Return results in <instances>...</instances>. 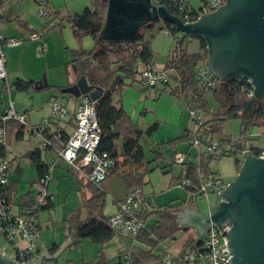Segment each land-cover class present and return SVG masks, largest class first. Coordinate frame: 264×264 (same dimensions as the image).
Returning <instances> with one entry per match:
<instances>
[{"label": "crops", "instance_id": "0c3cea01", "mask_svg": "<svg viewBox=\"0 0 264 264\" xmlns=\"http://www.w3.org/2000/svg\"><path fill=\"white\" fill-rule=\"evenodd\" d=\"M93 1V6L87 7L94 8L96 3L102 2L100 0ZM153 1L155 2V0ZM188 1L192 7L196 8L191 0ZM104 4L106 7V3ZM31 6L32 2H28L27 0H7L0 5V34L5 39L15 38L20 41L17 45L3 43V50L6 55L7 78L5 81L3 80L0 89V114L7 110L11 98L15 102L18 111L28 113L30 124L41 125L43 120L49 117L51 113L52 99L59 95L63 97L69 111V117L66 121L62 122V125H64L66 132L71 134L76 125L75 111L79 102V97L72 94L70 95L69 93L62 95L61 89L59 88L70 85L76 80L63 84L53 82V80L52 83H48L47 76L44 75L47 84L42 88H37L35 87V83L42 79L39 76V69H45V66H27L23 62L24 65L22 68V65L17 63L15 58L12 59L11 62L7 59V49L10 47H17L22 49L21 51H24L25 46L22 43L30 39L29 37L32 33H41L40 41L44 40L42 30H45V21L41 29H37L30 25L32 21ZM68 13L75 14L73 12ZM61 17L62 15H60V17L56 19L57 22L53 24L61 21ZM151 24L152 26L146 31V37L150 40L154 50V65L158 69H164L166 68L167 61L172 55V51L180 44L179 39L181 37V32L176 36L172 35L164 28L165 24L162 20L155 21ZM61 25L68 38V45L66 47H71L72 58L67 60L59 59L57 62L53 61V66L58 64L64 65L66 63L71 64L73 50L77 49L80 45L71 25L64 21ZM51 30H58V28ZM87 38L88 37L83 39L82 46L89 49L94 46L95 40L91 36L92 39L85 43ZM186 40H189L190 45L184 47ZM200 41V37H186L182 45L179 46L185 49L189 54L195 56V58H200V60L202 59L209 62L208 43L206 50H202ZM41 45H43L42 42ZM47 64L48 62L46 65ZM75 78L78 79V77ZM18 80L32 81V85L28 89L21 88L16 84ZM6 83L10 87L8 91L6 90ZM171 84L174 83L172 82ZM48 85L52 87L47 88ZM171 87L172 86H167V88L163 90L161 86L159 88H151L139 83H134L128 84L116 95L118 99L121 98L125 110L141 128L143 136L140 140V144L143 147L146 160L150 161L147 183L143 187L144 202L142 210L150 213L152 210H156V207L171 206V208L167 210V213L170 215L174 225L178 228V232L175 234L174 238L165 239L152 250V252L158 256L144 261L143 264H161L160 255L166 248L171 249L174 254L182 253L183 242L187 233H191L196 241L204 239L209 227L202 216L211 212L221 198L219 195L212 193L208 197L210 202L207 207L204 204V199L200 198L194 202L190 201L187 198L186 190L177 185L180 177L184 176V167L182 164L174 162V156L177 153L190 152L195 161H198L200 158L198 157L197 159L195 153L191 151L189 141H178L187 130H198V126L194 125L189 113L190 109H196L198 104L191 93L186 92L182 95L174 94L170 91ZM203 97L210 106L211 111L218 108L219 103L214 92H204ZM250 111L251 104L245 105L244 112ZM153 124H156L157 127L150 135H147L146 132ZM238 126V121L227 122L225 129L229 130L224 132V136L225 140L228 138L230 142L228 140L224 143L237 144L238 138L240 137ZM257 129H259L257 132L258 134L263 132L262 127ZM205 131L206 135H204L207 137L208 132L206 129ZM248 138L247 141H249ZM174 140H176V142L172 144L171 142ZM9 141L10 149L7 148L5 158L11 162L9 171V194L11 209L14 213L24 212L22 207L23 198L27 196L30 200H33L38 192L37 180L40 172L38 166L32 158L29 157L31 152L38 151L41 160L48 166L47 170L50 171L52 175V179L49 183V192L54 198L52 203L48 206H42L37 214L40 222L38 232L40 236H36L35 238V247L32 250L33 252L31 253L32 256L30 259L34 258L45 248L49 254L53 255L65 240L66 234L63 240L55 239L52 236H42L43 225H49L50 229L51 225L48 224V221H53L54 215L57 217V207L61 203L64 205V213L62 208H59V210L64 221L65 231L70 235L73 241L67 244L57 256H43L40 264H46L47 260L51 261L52 264H82L84 262L96 261L102 256L106 260L113 262L127 256L136 248H143L147 251L151 250L148 245L140 240L131 241L129 238L121 236L118 233L103 245L94 242L89 237L79 239L77 236V226L86 221L90 216V212L85 204L86 200L92 195L91 186H88L90 182L88 178L82 171L76 170L67 160L63 159L58 154L57 150L46 147L40 134H32L27 128L11 123ZM116 143L119 153H122L124 138L120 137ZM251 143H254L252 144L254 146H259L256 141H252ZM262 143H264V141ZM249 146L250 145H248V148L244 151L251 150ZM244 154V152L239 154L242 155V159L238 157L239 155L237 156L239 163L235 161L236 176L239 172V168L241 169L243 165L245 159ZM123 158L122 156L118 158L119 166L116 172L111 174L101 186L107 194L106 203L102 212L107 217L109 214L115 213L118 210L119 201L123 199L128 192L122 174L128 171L129 165L127 162H123ZM211 171L214 172L212 168ZM219 176L224 180L226 186L228 183L235 180L233 179L226 182L225 178L220 174ZM81 199H83L82 203ZM56 203H58V205ZM199 215L202 218H199ZM158 220L157 214H152V216L147 218L145 226L153 227L157 224ZM87 239L92 240L97 245L95 247L89 245ZM20 244L25 246L27 242L22 240ZM0 250L2 254L10 255V257L17 260L14 255L10 254L9 248L6 249L2 247ZM174 264L183 263L176 259L174 260Z\"/></svg>", "mask_w": 264, "mask_h": 264}, {"label": "trees", "instance_id": "16d2710c", "mask_svg": "<svg viewBox=\"0 0 264 264\" xmlns=\"http://www.w3.org/2000/svg\"><path fill=\"white\" fill-rule=\"evenodd\" d=\"M6 1L7 0H0V5ZM187 2L189 4L188 8L197 17L204 13L202 5L199 8H194L190 5L188 0ZM46 3V7H48L49 0H47ZM163 4L170 12L175 15L178 14L174 9H170L167 0H164ZM47 12L48 16L45 20L46 30L56 28L62 29L61 23L63 21L67 22L71 25L80 44L77 49L73 50V59L71 61L73 68L76 70L77 77L81 75L85 76L92 88H99L101 90L98 99L96 100L97 118L102 128V135L98 149L101 152H107L108 156L114 160V164L108 169L107 178L116 172L119 166L118 158L122 156L124 157L123 162H127L129 165L128 171L122 174L128 192L136 188H141L143 190L144 185L147 183V176L150 171V161L146 160L143 147L140 144L143 133L137 122L134 121L125 110L121 98L118 99L116 95L128 84L139 83L146 87H150L143 82H139L136 79V76L140 65L145 67H151L154 65V50L150 40L146 37V31L152 26V24L150 22V24H143L134 40L111 42L99 38L100 31L106 18V7L102 2L96 3L94 8L86 7L79 13L64 14L61 17L62 20L55 24L53 23L60 17L61 12L54 11L52 12V16L49 13V8ZM164 24V28L172 35L176 36L179 33L173 23L164 21ZM86 36H92L94 38L95 44L92 48L86 49L82 46V41ZM199 37L201 38V49L206 50V39L203 36ZM203 62L208 65L206 60L204 61L202 59L200 60V58H195V56L189 54L185 49L177 45L166 63V68H164L169 75L168 80L164 83L157 84L155 87L159 88L161 86V89L165 90L167 86H172L170 91L174 94L182 95L186 92L192 94L198 104L196 109L202 112L204 116V122L198 126L197 130V133L200 136L203 135V137H206V129L208 132L207 137L211 139L217 138L222 142L229 140L230 142V139L228 138L225 140L223 129L228 120L240 119L241 129L240 137L237 142L238 145L236 143H228L233 149L224 154H230L237 157L241 152L248 148L246 141L250 129L253 126L258 125L260 122L264 123V96L253 102L250 112H243L244 102L251 99L249 93L254 90V83L250 82V77L244 76L237 78L232 76L224 80H219L210 71L212 78H214L217 84L212 90L204 89L201 86V80L197 75V68ZM172 82L174 84H171ZM16 84L21 88L28 89L32 85V81L18 80L16 81ZM51 87L52 86L48 85L47 88ZM61 88L62 87L59 89ZM207 91L214 92L218 99L219 106L213 111H211L210 106L206 103L203 97V93ZM61 94L65 95L68 93L61 92ZM62 122L64 121L45 124L43 121L41 125H38L39 133L24 125H20V127L27 128L32 134H40L42 140L44 138L43 143L46 147L57 150L58 148L65 146L70 137V134L66 132ZM12 124H14V122H12ZM156 127L157 125L153 124L146 134L150 135ZM195 133V131L187 130L178 141L190 142L195 136L193 135ZM120 137L124 138L122 153H119L118 145L116 143ZM45 140H49L50 143L46 144ZM174 142H176V140L171 143L173 144ZM249 149L256 154L259 153L258 146L250 145ZM6 150L7 148L3 146L0 147V156L3 158H5ZM29 157L32 158L38 166L40 172L39 177L48 172V166L43 163L38 151L31 152ZM214 159L216 158L201 155L198 161L192 159L190 162L183 165L184 176L191 179L193 184V187H189L188 189L196 190L198 196L201 194L199 189L201 179L200 174L204 173L208 175L212 172L210 164ZM236 161L239 163V159H236ZM8 162L9 164L11 163L10 161ZM88 186H91L92 195L86 200L85 204L90 212V216L86 221L77 226V236L79 239L89 237L94 242L103 245L112 239L117 231L109 224L108 217L102 213L107 196L106 192L101 187L102 185L98 186L89 182ZM9 190L10 183L7 188L10 200ZM197 199H200V197H197ZM197 199L195 198L190 201L194 202ZM143 202L144 193L142 208ZM50 203L35 207V198L30 200V198L26 196L22 200V207L24 209L23 214L28 216L37 215L42 206H48ZM170 208L171 206L156 207V210H152L150 213L143 210L140 212V217L144 223L147 218L152 216V214H157L159 219L155 226H145L137 237V240L148 245L151 250L147 251L143 248H136L134 251H131L128 256L119 258L113 262L106 260L102 256L96 261L84 262L82 264H143L144 261L157 257L158 255L156 256L152 250L165 239L174 238L175 234L178 232V228L174 225L170 215L167 213V210ZM201 243L202 239L196 241L191 233H187L183 242V251L181 254L186 251L195 253ZM31 256L32 254L30 257ZM161 257L162 254L160 255V258ZM194 262H196V259Z\"/></svg>", "mask_w": 264, "mask_h": 264}, {"label": "built area", "instance_id": "2783aa9c", "mask_svg": "<svg viewBox=\"0 0 264 264\" xmlns=\"http://www.w3.org/2000/svg\"><path fill=\"white\" fill-rule=\"evenodd\" d=\"M21 1V0H14ZM164 0H155L158 5H164ZM170 9H174L184 22H193L199 18L188 8L187 0H167ZM226 0H202L204 12L215 11ZM42 3V2H41ZM44 3V2H43ZM45 4V3H44ZM165 6V5H164ZM41 16H48L46 9L40 10ZM41 33H33L31 38L38 40ZM8 45H17L18 39H5L0 34V78H7L6 55L3 50V43ZM197 75L201 80V86L204 89H214L217 82L212 78L207 63H201L197 68ZM169 75L164 69H158L155 65L145 67L140 65L136 79L149 85L151 88L159 83L168 80ZM250 82L253 83L250 78ZM254 90L249 93L253 96ZM190 117L194 125L200 126L204 122V116L198 109H190ZM69 117L67 104L62 96H55L51 101V113L43 121L45 124H51L57 121H66ZM76 126L65 146L58 148V154L67 160L75 169L82 171L88 180L95 185L101 186L107 179L109 167L114 164V160L108 156L107 152H101L98 149L101 140L102 128L97 118L96 100L87 94L79 97V102L75 111ZM17 123L18 126L24 125L39 133L38 125L30 124L27 112L18 111L15 102L10 98L7 110L0 114V147L8 148L10 123ZM197 133V130L195 131ZM190 141V146L195 148V155L198 159L201 155L218 158L228 153L233 147L220 141L217 138L203 137L197 134ZM44 140V138H43ZM45 143H50L45 140ZM259 153H254L257 157H264V143L258 146ZM193 159L190 152L177 153L173 160L177 164L185 165ZM10 164L7 159L0 156V235L3 236L9 246L10 254L14 255L20 263H25L30 259L32 250L35 247V238L39 232V218L37 215L28 216L22 213H14L11 209V202L8 197V185ZM199 189L197 191L188 189L193 187L191 179L186 176L180 177L177 185L186 190L187 198L194 200L197 197L208 198L212 193L220 196V190L226 188L224 180L214 172L208 175L200 174ZM52 179L50 171L40 176L37 180L38 192L35 197V207L48 204L53 201V195L49 192V183ZM143 190L136 188L126 193L123 199L118 203V210L109 214L108 222L117 231L118 234L136 241L139 233L145 227V223L140 217L142 210ZM232 226L231 221L220 223L212 222L207 235L202 239L201 245L195 253L186 251L181 254H174L169 248L162 252L161 264H174L178 259L184 264H230V247L227 244L228 230ZM25 240L27 244L22 246L20 242ZM181 254V255H180ZM129 255V254H128ZM127 255V256H128ZM196 259V262L194 260Z\"/></svg>", "mask_w": 264, "mask_h": 264}, {"label": "water", "instance_id": "95a60500", "mask_svg": "<svg viewBox=\"0 0 264 264\" xmlns=\"http://www.w3.org/2000/svg\"><path fill=\"white\" fill-rule=\"evenodd\" d=\"M100 1L106 3L100 39L111 42L134 40L143 24L169 21L181 32L179 43L186 37L203 36L206 39L210 57L208 68L219 80L232 76L252 79L253 96L244 102L243 112L245 105L264 96V0H226L215 11L201 14L193 22H184L153 0ZM46 84L43 76L35 87L42 88ZM61 92L77 97L87 94L97 100L101 90L92 88L81 75L74 83L62 87ZM243 152L245 159L235 180L219 191L221 198L217 205L202 217L208 227L212 222L232 221L227 241L230 264H264V157H257L251 150ZM72 241L66 233L65 240L53 255L45 248L23 264H40L43 256H57ZM0 264L20 262L0 250Z\"/></svg>", "mask_w": 264, "mask_h": 264}, {"label": "rangeland", "instance_id": "374dc122", "mask_svg": "<svg viewBox=\"0 0 264 264\" xmlns=\"http://www.w3.org/2000/svg\"><path fill=\"white\" fill-rule=\"evenodd\" d=\"M27 1L32 2V6L30 8L31 13H32V19H31L32 21H31L30 25L32 27L37 28V29L43 28L44 21L47 18L45 16L40 15L41 9H43V10L46 9V11H47L49 8V13L51 16H52V12L60 11L61 15L63 16L64 14H67L68 12H73V13L82 12L87 6H93V4H94L93 0H49L48 8H47L46 7L47 0H44V2L46 4L43 3V0H38V1L27 0ZM191 2L194 4V6L196 8H199L202 5V0H191ZM55 22H57V20ZM42 35L44 37V40H42V41H40V38L37 41L34 39L32 40L31 35H30V37H29L30 39H28L26 42L22 43L25 46L24 51H21L22 49L17 48V47L8 48L7 49V59H9V61L11 62L12 59L15 58L17 63L22 65V68H23L24 63L27 66L28 65H31L34 67L45 66L44 67L45 69H39V76H40V78H42L44 75H46L48 83H52V80H53V82H58L60 84H63L65 82L68 83L69 81H72V80H77V78H75V77H77L76 70H75V68H73V66H71V64L66 63L64 65L63 64H58L55 66L52 65L53 61L57 62L59 59L67 60L69 58H72L71 47H66L68 45V38L66 37L64 28H62V30L58 29V30H51V31L45 29V30H42ZM86 37H88V38L85 40V43L87 41H90V39H92L91 36H86ZM41 42L44 46L41 45ZM179 45H182V43H180ZM189 45H190L189 40H186L184 43V47H187ZM47 62H48V64L46 65ZM2 82H3V79L0 78V89H1ZM6 90L7 91L10 90V87L8 86L7 83H6ZM229 121H238L239 122L238 129L239 130L241 129V120L240 119H230L227 122H229ZM261 127L263 128V132L258 134L257 132L259 129H257V128H261ZM225 128H226V125L223 129L224 132L226 130H229V129H225ZM237 134H238V132H237ZM239 134H240V132H239ZM248 137H249L248 138L249 141H246L248 145H252L255 142L254 143H251V142L256 141L258 143V145L261 146L262 142L264 141V123L260 122V123H258V125L253 126L249 131ZM8 149H10V145H9ZM190 149L193 153L195 152V148L193 146H190ZM238 157H240L242 159V155H239ZM238 157L228 154V155H224L221 158L214 159L211 162V168L218 175L220 174L223 178H225L226 182H229L230 180H233L236 178V175H235L236 163H235V161ZM239 171H240V168H239ZM111 177H113V176H111ZM178 187L182 188L181 186H178ZM182 189H184V188H182ZM201 199H204L203 200L204 204L208 207L209 202H210L209 198H201ZM82 202H83V199H81V203ZM56 204L58 205V203H56ZM59 208H62L63 213H64V205H62V203H61L57 207V217H55V215H54L53 221L52 220L48 221V224L51 225L50 229H49V225H43V227H42L43 228V230H42V236L43 237L52 236L55 239L63 240L64 235L66 234V231H65L64 221L62 219V215L60 214ZM64 217H65V215H64ZM180 234H179V236H180ZM38 236H40V235L37 234V237ZM87 241H88L89 245H92L93 247H95L97 245L96 243H94L90 239H87ZM2 247L6 248V249L9 248L5 238L3 236H0V248H2ZM46 264H52V262L47 260Z\"/></svg>", "mask_w": 264, "mask_h": 264}, {"label": "clouds", "instance_id": "9594fccd", "mask_svg": "<svg viewBox=\"0 0 264 264\" xmlns=\"http://www.w3.org/2000/svg\"><path fill=\"white\" fill-rule=\"evenodd\" d=\"M204 13H206V12H204ZM204 13H202V14H204ZM207 13H209V12H207ZM254 153V152H253Z\"/></svg>", "mask_w": 264, "mask_h": 264}, {"label": "flooded vegetation", "instance_id": "af4514ba", "mask_svg": "<svg viewBox=\"0 0 264 264\" xmlns=\"http://www.w3.org/2000/svg\"><path fill=\"white\" fill-rule=\"evenodd\" d=\"M228 221H231L230 219H228ZM232 222V221H231Z\"/></svg>", "mask_w": 264, "mask_h": 264}]
</instances>
